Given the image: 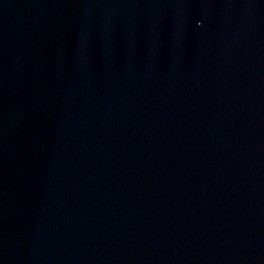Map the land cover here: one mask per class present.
<instances>
[{"label":"water","instance_id":"water-1","mask_svg":"<svg viewBox=\"0 0 264 264\" xmlns=\"http://www.w3.org/2000/svg\"><path fill=\"white\" fill-rule=\"evenodd\" d=\"M0 264H264V0H0Z\"/></svg>","mask_w":264,"mask_h":264}]
</instances>
